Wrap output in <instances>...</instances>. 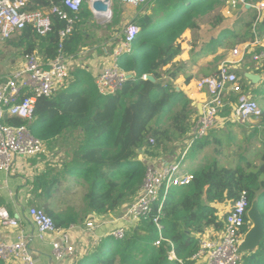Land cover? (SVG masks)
Returning a JSON list of instances; mask_svg holds the SVG:
<instances>
[{
	"label": "trees",
	"instance_id": "16d2710c",
	"mask_svg": "<svg viewBox=\"0 0 264 264\" xmlns=\"http://www.w3.org/2000/svg\"><path fill=\"white\" fill-rule=\"evenodd\" d=\"M60 1L39 0L33 9H46ZM226 2L151 0L140 7L131 22L141 31L134 41L133 53L119 60L120 67L131 74L121 91L103 97L93 75L78 68L68 90L38 101L31 122L5 118V125H28L32 135L47 147H58L66 162L64 171L74 183L86 187L81 214L70 206L49 207L58 194L61 176L43 175L35 181L34 203L40 205L39 200L44 201L42 210L54 220L57 229L82 225L92 213L109 215L125 209L137 198L151 165L142 158L157 159L185 140L199 115L187 96L173 85L185 74L186 64L174 63L182 53L180 40L187 31L200 30L204 19ZM92 16L85 6L75 32L64 44L63 53L68 58L79 61L84 47L82 29ZM244 25L249 28L252 24ZM63 28L64 23L55 18L53 32L48 36L40 37L29 27L7 42L23 56L35 54L47 63L59 55V33ZM237 38L235 31L223 32L207 49L215 52L218 47L233 48ZM239 72L246 91L247 79ZM146 76H152L155 82L146 80ZM233 96L230 101L236 103ZM259 119L264 123V113ZM243 193L249 209L259 203L264 221V146L259 165L249 163L245 168L231 169L214 162L197 172L190 185L174 187L163 204V241L159 246V231L153 222L159 206L155 205L150 218L129 228L124 239L104 238L101 244L89 248L78 264H196L193 257L200 250V236L211 227L217 231L224 228L212 205L227 201L234 204ZM203 197L209 206L203 205ZM248 231L246 225L242 232ZM242 264H264V238L258 248L243 252Z\"/></svg>",
	"mask_w": 264,
	"mask_h": 264
},
{
	"label": "built area",
	"instance_id": "2783aa9c",
	"mask_svg": "<svg viewBox=\"0 0 264 264\" xmlns=\"http://www.w3.org/2000/svg\"><path fill=\"white\" fill-rule=\"evenodd\" d=\"M39 0H0V39L12 40L26 28H32L38 36L46 37L53 32L54 19L64 23L59 33V55L52 61L43 63L39 56H26V60L12 76L0 83V173L11 174L17 160H25L47 156L49 154L46 143L35 138L28 125L20 127L5 125L6 117L17 118L23 122L33 120L36 105L40 99H49L59 91L70 87L73 82V69L79 64L77 60L64 55V44L73 35L80 14L87 6L97 19L105 16V12L95 11L93 6L97 2L106 4L110 9L114 0H61L59 4L52 3L46 9H33ZM118 4L128 8H140L149 4L151 0H115ZM232 9H257L258 17L252 27L253 42H248L241 49L236 47L230 57L218 66L216 71L198 81V88L207 94L202 106V114L192 126L186 136L183 146V157L196 142L207 138L210 132L217 128L220 118L225 111L229 117L225 119L232 123H245L251 119H259L263 115L257 102L241 96L233 103L230 97L241 95L243 86L238 74L240 66L247 57L264 69V2L255 3L250 0H227ZM140 27L130 23L123 31V39L112 56L98 72L95 83L103 97L116 95L129 80L131 74L124 71L120 65L121 57L133 53V44L140 34ZM262 36V39H260ZM259 48L258 51H255ZM146 79V77H144ZM229 108L231 110H229ZM223 122H225L223 120ZM151 144L154 141L151 140ZM192 174H183L182 163L173 162L161 168L149 166L144 183L137 198L127 205L123 211V219L133 223L150 218L155 205H158V215L153 219L159 231L157 246L163 241L160 223L162 208L170 191L174 187H184L191 184ZM249 202L246 193L232 205V209L224 219V229L217 237L207 236L202 239L200 250L193 260L204 259L206 264H242L243 253L240 247L246 234L243 228L251 223L248 218ZM31 224L38 232L40 239L52 237L53 255L59 262L76 253V245L71 232L57 229L54 220L44 210L29 207L26 211ZM23 221L21 212L10 214L0 207V222L10 229H20ZM98 217L86 224L89 232L101 225ZM71 227L70 230H74ZM129 228L122 227L111 232L107 237L115 240L124 239ZM94 238V235H93ZM28 238L20 232L14 241L0 239V261L4 264H37L34 255L29 251ZM104 238H96L98 246ZM87 254H85L86 256Z\"/></svg>",
	"mask_w": 264,
	"mask_h": 264
},
{
	"label": "crops",
	"instance_id": "0c3cea01",
	"mask_svg": "<svg viewBox=\"0 0 264 264\" xmlns=\"http://www.w3.org/2000/svg\"><path fill=\"white\" fill-rule=\"evenodd\" d=\"M261 2H264V0L254 1L253 3L256 5L257 3ZM226 4L228 5L227 2ZM224 7L225 6H223V8ZM229 8L227 9L228 11L230 10ZM233 10L242 13V16L239 18H236L235 16V18L238 19V27H235L231 31L228 30V28L218 31H209L207 32V36L208 38L217 40L220 38L223 32L235 31L236 34H238V38L237 44L233 48L240 47L242 49L245 44L248 42H253L255 39L252 33V27L258 17V12L257 9L254 8H238ZM212 16H214V13L209 15L207 18L210 19ZM246 23H251L252 25L248 28L244 25ZM224 26L228 27L229 25ZM207 29L208 28H205L206 31ZM17 36L18 35L13 37V39L17 38ZM192 36L193 32L187 31L180 40L182 53L174 61V63H185L186 66L183 69L185 74L180 75L176 81L173 82V85L177 91H181L187 96V98L191 101L192 107L195 108L198 111V115H200V110L207 98V94L206 92L200 90L197 84L198 81L207 74L206 72H208L209 69L205 68L199 73V67L203 66V63L207 60H203L201 56H197V52L201 51V48H197L196 51L191 49L192 47L190 44ZM260 39H262V36H260ZM223 43L225 44V41ZM222 50H225V48L218 47L214 52V57L219 56ZM258 50L259 48L255 49V51ZM2 55L3 54L0 53V62L2 60ZM103 65L93 68L91 72L89 69H87V71L90 72L94 78H96ZM243 65H246V68H244ZM170 68L171 65L166 67L164 71L169 70ZM74 70L75 68L73 69L72 73ZM239 71V73L243 76L244 74L260 76L261 81L259 83H261L264 78V69H261L258 64L253 62L251 57H247L245 59L244 63L240 66ZM14 72L6 76V74L3 73L1 67L0 83L5 82L7 78L14 74ZM212 74L213 73L210 75ZM240 78L242 80V77ZM249 83L251 82L249 81ZM248 87L249 84L246 85V88L250 90ZM251 87L253 88V83H251ZM69 88L62 90L61 92H64ZM228 115L229 112L225 111L220 118L219 126L213 129L207 138L196 142V144L189 150L184 158H182L184 150V147H182L184 142L183 140L176 144L170 153H161L156 162L150 163L151 166L161 168L169 163L181 162L183 174L187 173L195 175L197 172L201 171L214 162H217L220 167L231 169L237 167L245 168L249 163L259 165L261 162V155L264 146V123L261 122V119H251L249 121H254L258 124L256 128H253L245 124L246 122L243 124L226 121L225 119L229 117ZM223 120L225 122H223ZM231 137L235 138L231 139ZM48 151L49 154L47 156L17 160V163L15 164L14 170L11 174L0 173V207L8 210L10 214L21 212L23 215V221L20 229H10L4 227L0 222V239L4 241H14L20 232H24L28 238L29 251L34 255L37 264H78V262L85 257V254L89 252L90 245L95 241L96 238H106L111 232L118 228H131L136 226L138 223H133L129 220L123 219L124 209L116 214L109 215H97L92 213L86 217L85 222L82 225L74 227V230L67 229L69 233L71 232L72 239L75 242L76 253L72 254L61 262L57 261L51 249L53 238L47 237L44 240L40 239L38 232L26 215V211L30 207L28 204L34 203L36 199L35 195H33V190L35 181L38 178L43 175L47 176L50 174L53 177H65L63 182H74V179L68 176V174L64 171V163L66 162L63 155L58 150V147H48ZM82 198H84V195ZM202 202L203 205L209 206L206 197H203ZM81 203L82 204L77 203L75 205L72 202L67 204L66 207H74L77 211L83 214L85 207L83 199ZM232 205L233 203L229 201L212 205L217 209L219 219L222 221L223 225L226 215L232 209ZM94 216L102 220L101 225H99L94 230V232H89L86 229V224L91 221ZM122 221H124V223H121ZM221 232L222 231H217L215 228L211 227L207 229L206 232L200 236V238L204 239L207 236L217 237ZM195 262L196 264H206L204 259Z\"/></svg>",
	"mask_w": 264,
	"mask_h": 264
},
{
	"label": "rangeland",
	"instance_id": "374dc122",
	"mask_svg": "<svg viewBox=\"0 0 264 264\" xmlns=\"http://www.w3.org/2000/svg\"><path fill=\"white\" fill-rule=\"evenodd\" d=\"M229 5L225 4L224 8H221L214 16L210 19H204L202 23V27L200 30L193 32V36L191 38V49L195 50L201 48V51L197 52V56H201V58L206 59L203 66L199 67V73L201 70L208 68V72H206L205 76H209L211 73H214L219 65H221L224 61H226L230 55L231 51L234 48H225V50L221 51L219 56L214 57V51H209L207 49L208 44H210L214 39L208 38L207 32L209 31H218L228 28V30H232L235 27H238L236 18L242 16V13L239 11L233 10ZM230 9L229 11L227 9ZM140 8H128L118 4L115 0L113 1V6L108 10L109 14L102 16L100 18H95L92 16L89 21H87L86 25L83 27L82 32L84 35L83 41V48L81 49V53L79 56L80 62L75 69L83 68L85 70H91L95 67H99L106 63L107 58L113 55L116 48L120 45L123 39V31L127 26L132 22V20L136 17V14L140 12ZM239 12V13H238ZM238 13V15H237ZM138 16V15H137ZM236 16V18H235ZM118 21V23H116ZM224 25H229L224 26ZM203 28V29H202ZM205 28H208L207 31ZM14 40V39H13ZM10 40L9 42H11ZM0 42L1 39H0ZM9 42H2L0 43V53L2 55V60L0 62V68L2 67V71L4 74L10 75L19 67H22L25 62V56H23L20 51L11 48L8 43ZM2 45V46H1ZM191 50V51H192ZM194 52V51H193ZM200 58V59H201ZM39 59L43 61V59L39 56ZM246 68V65H243ZM203 77V78H204ZM249 84V89L243 91V93L239 96H233L234 99L237 101L240 99L241 96H246L251 100L257 102L260 109L264 113V78L261 83L254 85L253 88L251 87V83L248 80H245V85ZM71 86V84H70ZM62 91V90H61ZM59 91V92H61ZM59 94V93H58ZM235 101V102H237ZM229 110H231L229 108ZM229 112V111H227ZM244 124V123H243ZM245 124L249 125V127L256 128L257 122L249 121ZM235 137H231L234 139ZM228 141V139H227ZM144 162L148 165L151 162H156L157 159L151 158H142ZM63 178L60 181V185L58 187V194L53 196V199L49 203V207L52 209H61L67 204L74 203H81L82 196L85 193L86 187L83 185H79L74 183L73 181H64ZM36 200V199H35ZM40 205L38 202L28 204L30 207L41 208L44 209L45 203L43 200H39ZM264 206V203H262ZM121 223H124L122 221ZM95 243L92 242L90 248L94 247ZM53 253V247H51Z\"/></svg>",
	"mask_w": 264,
	"mask_h": 264
},
{
	"label": "water",
	"instance_id": "95a60500",
	"mask_svg": "<svg viewBox=\"0 0 264 264\" xmlns=\"http://www.w3.org/2000/svg\"><path fill=\"white\" fill-rule=\"evenodd\" d=\"M106 4L102 2H97L93 9L95 11L104 12L109 10ZM243 73V72H241ZM244 76L253 84H258L261 81L260 76L253 74H244ZM131 76H129V79ZM146 80L155 82V79L152 76H146ZM202 107L200 110V115L202 114ZM248 218L251 223L249 231L246 233L244 241L240 247V251L250 252L259 247L261 241L264 238V221L259 211V203L255 202L249 210Z\"/></svg>",
	"mask_w": 264,
	"mask_h": 264
},
{
	"label": "bare ground",
	"instance_id": "6f19581e",
	"mask_svg": "<svg viewBox=\"0 0 264 264\" xmlns=\"http://www.w3.org/2000/svg\"><path fill=\"white\" fill-rule=\"evenodd\" d=\"M108 8V7H107ZM106 14H109V11L107 10V11H104Z\"/></svg>",
	"mask_w": 264,
	"mask_h": 264
}]
</instances>
